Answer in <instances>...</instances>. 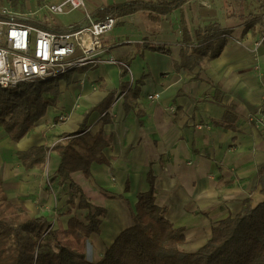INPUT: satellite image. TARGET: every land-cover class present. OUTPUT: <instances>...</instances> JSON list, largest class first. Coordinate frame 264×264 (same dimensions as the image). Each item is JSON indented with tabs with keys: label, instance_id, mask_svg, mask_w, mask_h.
I'll use <instances>...</instances> for the list:
<instances>
[{
	"label": "crops",
	"instance_id": "crops-1",
	"mask_svg": "<svg viewBox=\"0 0 264 264\" xmlns=\"http://www.w3.org/2000/svg\"><path fill=\"white\" fill-rule=\"evenodd\" d=\"M186 2L160 21L143 12L119 17L123 22L142 13L147 20L137 26L124 22L117 26V21L102 37L105 61L67 72L72 73V82L60 80L56 105L20 140H12L0 125V174L9 199L24 204L32 216H45L57 233L65 232L71 217L85 221L87 210L79 208L80 196L75 197L74 205L69 203L70 181L59 183L57 151L51 150L44 165L31 169L22 165L17 153L37 145L53 147L82 125L84 132L96 134L102 129L111 136V145L104 149L108 163L94 162L90 178L81 170L72 173L92 204L103 202L108 210L101 218L100 233L77 243L86 256L88 245L89 260H99L123 230L115 232V227L123 223L125 229L133 224L138 195L150 189L149 173L154 176L156 204L165 208L175 227L184 229L193 251L197 249L192 248L188 233L193 241L201 238L206 244L213 226L239 213L245 200L255 206L264 199L258 183V167L264 163V134L246 118L251 112L264 118L263 33L256 36L243 28L235 34L232 28H220L230 33L219 55L210 59L209 54L207 67L202 60L205 55L200 65L186 68L181 53H191L192 45L183 40L184 26L190 35L193 28L204 29L191 26L185 18L180 31L178 21L168 20ZM36 23L54 29L87 24L80 20L66 26L45 19ZM232 36L244 37L243 44L229 42ZM145 42L168 44L170 51L145 49ZM122 61L129 65L124 77ZM124 81L132 88L138 85L136 106L127 110L119 91L116 99L121 95V109L118 101L114 102L109 108L111 121L104 123L99 104ZM155 92L160 97L151 100L149 95ZM172 106L175 111L170 110ZM227 108L233 112L232 122L225 123H231L230 127L221 124ZM202 170H207V175ZM206 188L214 189L216 195L201 197Z\"/></svg>",
	"mask_w": 264,
	"mask_h": 264
},
{
	"label": "trees",
	"instance_id": "trees-1",
	"mask_svg": "<svg viewBox=\"0 0 264 264\" xmlns=\"http://www.w3.org/2000/svg\"><path fill=\"white\" fill-rule=\"evenodd\" d=\"M185 2L128 0L103 5L92 13V17L100 21L143 12L151 20L160 21ZM81 26L77 24L73 29ZM229 33V29L216 31L199 27L193 28L190 35L184 26L183 40L192 45V51H182V65L192 68L200 65V58L205 55L210 54V59L217 57L226 45ZM144 48L163 53L170 51L168 44L145 42ZM127 61L120 62L122 77L128 73L123 64H128ZM72 77V73H66L47 80L26 81L13 90L0 86V125L9 137L14 141L24 137L46 115L48 108L56 105L60 80L70 83ZM119 91L124 94L127 110L136 106L138 85L132 88L128 82H122L119 90L110 91L99 104L104 123L111 121L109 108ZM138 115L141 116L139 110ZM232 116V110L227 108L221 124L230 127L231 123H225L232 122ZM84 127L82 125L77 131L67 134L64 142H58L53 147L37 145L17 153L22 165L31 169L44 165L51 150L58 152L59 183L63 185L70 181L69 203L74 205L75 197L80 196L79 208L87 210L85 221L71 217L64 232L77 241L100 233L101 218L108 211L103 206L92 204L82 187L72 179V173L79 170L90 178L94 162L108 163L104 149L111 145V136H106L102 129L96 134L84 132ZM148 181L150 189L138 195L136 209L132 213L133 224L119 233L99 260L91 261L84 253L63 243L45 216H32L24 204L13 203L0 174V264H264V199L255 206L245 200L239 213L213 226L205 245L195 251L185 250L181 247L186 244L184 229L175 227L166 217L165 208L156 204L154 176L151 173ZM258 183L264 196V163L258 167ZM128 189L129 186L126 187ZM51 244L55 250H52Z\"/></svg>",
	"mask_w": 264,
	"mask_h": 264
},
{
	"label": "built area",
	"instance_id": "built-area-1",
	"mask_svg": "<svg viewBox=\"0 0 264 264\" xmlns=\"http://www.w3.org/2000/svg\"><path fill=\"white\" fill-rule=\"evenodd\" d=\"M85 6V0H61L44 4L43 10L51 16L83 10ZM0 15L3 16L0 17V86L11 90L22 82L47 80L90 63L105 61L101 57L102 37L112 31L118 21V18L96 21L88 13L85 16L87 24L79 29H73L77 24L54 29L29 23L17 14ZM123 64L129 69L128 64ZM159 97L158 92L149 95L151 100ZM256 122L264 131L263 116L257 117Z\"/></svg>",
	"mask_w": 264,
	"mask_h": 264
},
{
	"label": "rangeland",
	"instance_id": "rangeland-1",
	"mask_svg": "<svg viewBox=\"0 0 264 264\" xmlns=\"http://www.w3.org/2000/svg\"><path fill=\"white\" fill-rule=\"evenodd\" d=\"M56 1L61 0H0V14L12 13L17 14L16 16L22 19L36 22L38 19H45L52 24H59L61 22L63 25L68 26L80 20L87 23V20H84V18L88 13H93L97 8L103 5L125 0H85L86 6L82 10L83 12L80 9H75L67 13L44 16L46 14L43 10L44 4L54 3ZM185 18L189 20L191 26H202L216 31L220 28H232L235 30L234 33L238 34L241 29L245 28L254 32L256 36L263 33L260 41L264 40V0H187L183 8L171 14L168 20L178 21V30L181 31V20L183 19L184 21ZM146 20L145 14L137 13L124 19L123 22L131 26H137L138 22ZM123 22L122 20L118 21L117 26H122ZM75 24L78 23H74V25ZM229 39V42H235L237 44H243L244 42V37L235 39L232 36V38L230 37ZM202 60L204 61L203 65L207 67L209 61L208 55ZM174 108L175 107L172 106L170 110L172 111ZM246 118L264 134V131L257 126V115L255 113H248ZM49 182H51V180H48V183ZM93 204L102 206L103 202H95ZM51 227H53L52 223ZM57 234L63 243L71 245V247L80 251V247L77 246V243L80 242L74 237L68 239L63 232ZM51 246L52 250H55L54 245L51 244ZM181 247L185 250H191L187 243ZM88 249L87 245V258L90 253ZM90 260L93 261L92 259Z\"/></svg>",
	"mask_w": 264,
	"mask_h": 264
},
{
	"label": "bare ground",
	"instance_id": "bare-ground-1",
	"mask_svg": "<svg viewBox=\"0 0 264 264\" xmlns=\"http://www.w3.org/2000/svg\"><path fill=\"white\" fill-rule=\"evenodd\" d=\"M118 104V109H121V100H119L117 102ZM203 174L207 175V170H202ZM216 195V191H214V189L212 188H206L203 192L200 193V196L206 199H211L212 197H214ZM106 228V226H104ZM124 227H126L125 225H123V223H121L118 227H115V232H119L120 230L124 229ZM189 241L193 242L192 244V248L193 249H199L200 247H202L203 245H205V239H198L193 241L192 239V235L190 233L187 234Z\"/></svg>",
	"mask_w": 264,
	"mask_h": 264
}]
</instances>
